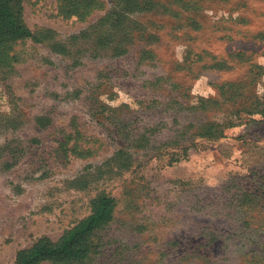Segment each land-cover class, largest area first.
<instances>
[{"label": "rangeland", "instance_id": "obj_1", "mask_svg": "<svg viewBox=\"0 0 264 264\" xmlns=\"http://www.w3.org/2000/svg\"><path fill=\"white\" fill-rule=\"evenodd\" d=\"M86 1L23 0L42 41L0 48V264L103 195L82 264H264V0H152L124 32Z\"/></svg>", "mask_w": 264, "mask_h": 264}, {"label": "trees", "instance_id": "obj_2", "mask_svg": "<svg viewBox=\"0 0 264 264\" xmlns=\"http://www.w3.org/2000/svg\"><path fill=\"white\" fill-rule=\"evenodd\" d=\"M66 13L71 16L83 17L89 11L86 0H60ZM154 1L119 0L113 12L107 17L112 21L117 32L126 31L125 23L128 15L137 11H151ZM106 24V20L103 24ZM126 34V32H125ZM33 40L41 42L36 33L24 23L23 0H0V48L3 50L17 42ZM2 49L0 53H2ZM116 202L113 198L103 195L93 205V212L73 229L68 231L59 241L42 238L31 248L21 250L17 254L16 264H42L44 262L82 264L88 259L92 250V237L95 232L108 226L114 219Z\"/></svg>", "mask_w": 264, "mask_h": 264}]
</instances>
